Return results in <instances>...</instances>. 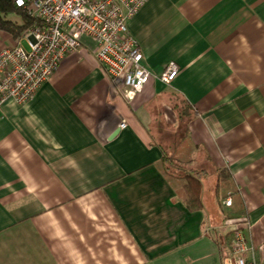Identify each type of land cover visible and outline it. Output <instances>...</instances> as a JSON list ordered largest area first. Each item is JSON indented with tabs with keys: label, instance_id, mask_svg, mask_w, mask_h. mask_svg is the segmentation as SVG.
Returning <instances> with one entry per match:
<instances>
[{
	"label": "crops",
	"instance_id": "0c3cea01",
	"mask_svg": "<svg viewBox=\"0 0 264 264\" xmlns=\"http://www.w3.org/2000/svg\"><path fill=\"white\" fill-rule=\"evenodd\" d=\"M129 30L153 74L131 101L84 37L34 99L0 107V264H225L237 219L262 261L264 0H149ZM23 41L0 30V53ZM184 145L193 163L169 174Z\"/></svg>",
	"mask_w": 264,
	"mask_h": 264
},
{
	"label": "built area",
	"instance_id": "2783aa9c",
	"mask_svg": "<svg viewBox=\"0 0 264 264\" xmlns=\"http://www.w3.org/2000/svg\"><path fill=\"white\" fill-rule=\"evenodd\" d=\"M149 0H15L18 8L38 23L26 30L18 44L0 53V107L8 100L24 105L34 99L40 87L59 68L66 56L74 53L84 37L96 44V57L110 79L114 91L131 101L141 94L153 77L144 65L138 41L130 33L129 22ZM180 67L175 61L166 64L159 80L170 85ZM122 89V92L118 91ZM122 123L121 127H126ZM225 205H232L231 198ZM232 228L231 255L225 264H264L250 248L244 219L228 221Z\"/></svg>",
	"mask_w": 264,
	"mask_h": 264
},
{
	"label": "trees",
	"instance_id": "16d2710c",
	"mask_svg": "<svg viewBox=\"0 0 264 264\" xmlns=\"http://www.w3.org/2000/svg\"><path fill=\"white\" fill-rule=\"evenodd\" d=\"M10 14H17L22 20V24L17 21L9 19ZM36 23V20L30 18L25 10L18 8L15 4V0H0V30L12 34L15 37L21 36L26 30L32 28ZM178 109V105H177ZM181 117L186 114L185 107H182L178 111ZM190 158V149H187L184 145L179 151L172 155L165 154L163 159L165 161L167 170L173 171L169 174L182 175L183 168L187 165H191L193 160ZM186 182L183 186V199L187 207L191 210H198L202 208V182L193 174L185 175Z\"/></svg>",
	"mask_w": 264,
	"mask_h": 264
},
{
	"label": "rangeland",
	"instance_id": "374dc122",
	"mask_svg": "<svg viewBox=\"0 0 264 264\" xmlns=\"http://www.w3.org/2000/svg\"><path fill=\"white\" fill-rule=\"evenodd\" d=\"M8 17H9V19H12V20L22 21L20 16L17 14H10ZM22 44H23V46L28 48L27 41L24 40ZM202 164H205L204 166H207L209 169V176H208L207 180L205 181V194H206L207 198H211L217 189L216 188V186H217L216 173H215V171H213V168L210 169L209 163L202 162Z\"/></svg>",
	"mask_w": 264,
	"mask_h": 264
}]
</instances>
